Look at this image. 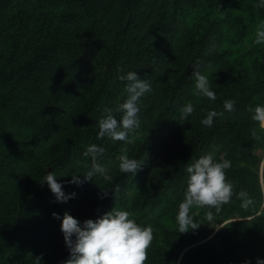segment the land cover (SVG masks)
Listing matches in <instances>:
<instances>
[{
  "label": "trees",
  "instance_id": "obj_1",
  "mask_svg": "<svg viewBox=\"0 0 264 264\" xmlns=\"http://www.w3.org/2000/svg\"><path fill=\"white\" fill-rule=\"evenodd\" d=\"M260 25L258 0H0V264H64L63 214L83 222L114 209L152 226L146 264L264 259V130L250 111L264 104ZM197 62L215 101L196 93ZM128 71L153 89L142 98L141 125L130 143L98 138L106 108L120 118L128 93L119 77ZM228 99L234 112L224 111ZM188 102L195 110L181 119ZM209 110L224 111L212 127L201 123ZM91 144L104 147L98 163L111 181L84 179ZM208 153L231 160L234 195L212 221L206 207H193L202 225L178 233L186 168ZM122 154L138 160L136 174L120 171ZM47 171L74 198L57 202ZM76 175L83 183H69ZM242 190L254 200L247 209Z\"/></svg>",
  "mask_w": 264,
  "mask_h": 264
},
{
  "label": "clouds",
  "instance_id": "obj_2",
  "mask_svg": "<svg viewBox=\"0 0 264 264\" xmlns=\"http://www.w3.org/2000/svg\"><path fill=\"white\" fill-rule=\"evenodd\" d=\"M258 6L264 8V0H258ZM256 45L264 44V25L258 26L254 38ZM196 93L210 101L216 100L207 75L201 71L199 62L193 65ZM119 79L126 83V99L115 109L120 113L117 119L113 110L106 108L105 115L98 121V138H109L113 141L131 142L130 136L141 125L140 104L146 94L153 91L149 80L142 79L137 71H128ZM237 101L228 99L224 101L223 108L226 112H234ZM194 105L186 103L181 109V119L189 118L194 112ZM224 111L209 110L201 120L202 125L212 127L214 118L223 117ZM252 111L251 119L257 122L259 128L264 130V104H257ZM253 137L257 132L253 130ZM105 149L97 144H91L83 153L91 158V167L84 179L92 180L94 176H102L105 181H111L109 170L98 163ZM119 169L122 173H134L141 168L137 159L130 158L127 154L119 157ZM229 159L217 160L213 153H208L198 158L194 163L188 164L187 188L184 199L178 206L176 221L178 233H186L198 229L191 214L193 207H206V219L212 221L215 214L220 213L224 204H227L234 195V185L227 179V170L231 168ZM45 182L54 194L57 202L65 203L74 198L75 193H65L64 186L58 182L55 171L48 172ZM69 183L77 185L83 183L79 175L72 176ZM119 191V185L113 192ZM107 193H104L106 196ZM102 196L101 198H104ZM241 207L247 209L253 205V198L246 192L238 193ZM214 209V211H213ZM54 218L61 219L60 215L53 213ZM127 210H112L98 217L87 219L83 222L65 212L62 217L61 232L63 233L66 247L70 253L64 264H146L148 250L154 239V230L151 225H141L130 218ZM218 221V220H217ZM216 221V223H217ZM250 264V262H249ZM257 264H264V259L257 258Z\"/></svg>",
  "mask_w": 264,
  "mask_h": 264
},
{
  "label": "rangeland",
  "instance_id": "obj_3",
  "mask_svg": "<svg viewBox=\"0 0 264 264\" xmlns=\"http://www.w3.org/2000/svg\"><path fill=\"white\" fill-rule=\"evenodd\" d=\"M246 177H247L248 179L252 180L250 175L247 174ZM213 235H214V234H212L209 238H211Z\"/></svg>",
  "mask_w": 264,
  "mask_h": 264
}]
</instances>
